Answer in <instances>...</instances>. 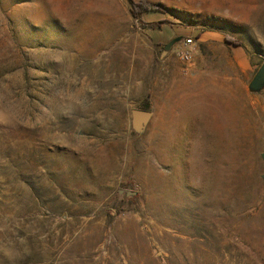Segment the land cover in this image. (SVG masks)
<instances>
[{"label": "rangeland", "instance_id": "374dc122", "mask_svg": "<svg viewBox=\"0 0 264 264\" xmlns=\"http://www.w3.org/2000/svg\"><path fill=\"white\" fill-rule=\"evenodd\" d=\"M143 1L0 0V264H264V0Z\"/></svg>", "mask_w": 264, "mask_h": 264}, {"label": "water", "instance_id": "95a60500", "mask_svg": "<svg viewBox=\"0 0 264 264\" xmlns=\"http://www.w3.org/2000/svg\"><path fill=\"white\" fill-rule=\"evenodd\" d=\"M177 40H172L163 46L160 58H162L166 52L171 48V46ZM264 90V60L253 75L252 79L248 84V91L251 93H258ZM151 113L147 110L134 109L130 111V127L131 130L136 134L140 135L143 132L144 127L147 125ZM260 160L264 168V153L260 154ZM261 184L264 187V174L260 176ZM127 196H132L133 194L127 193Z\"/></svg>", "mask_w": 264, "mask_h": 264}, {"label": "trees", "instance_id": "16d2710c", "mask_svg": "<svg viewBox=\"0 0 264 264\" xmlns=\"http://www.w3.org/2000/svg\"><path fill=\"white\" fill-rule=\"evenodd\" d=\"M129 7V14L132 18L138 19L143 12L146 11H160L158 7L149 6L143 0H138L134 2L133 0H126ZM224 42L229 43L233 46H238L239 44L228 37L223 38ZM140 110H144L143 107Z\"/></svg>", "mask_w": 264, "mask_h": 264}, {"label": "built area", "instance_id": "2783aa9c", "mask_svg": "<svg viewBox=\"0 0 264 264\" xmlns=\"http://www.w3.org/2000/svg\"><path fill=\"white\" fill-rule=\"evenodd\" d=\"M190 44H191L190 39L184 40L182 43V46L184 47V49L180 50L178 53L179 60L185 65H187L191 59L190 51L188 49Z\"/></svg>", "mask_w": 264, "mask_h": 264}]
</instances>
